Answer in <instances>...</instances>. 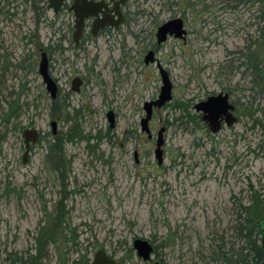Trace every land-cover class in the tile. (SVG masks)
Listing matches in <instances>:
<instances>
[{"label": "rangeland", "instance_id": "1", "mask_svg": "<svg viewBox=\"0 0 264 264\" xmlns=\"http://www.w3.org/2000/svg\"><path fill=\"white\" fill-rule=\"evenodd\" d=\"M0 1L6 7L0 14V264L34 249L45 207L55 210L61 198L63 186L45 154L54 137L51 121L59 133L71 122L51 116L52 99L38 72L40 49L51 37L57 42L52 74L86 134L65 145L72 164L69 236L75 235L81 253L92 259L102 248L123 264H148L133 248L142 237L158 246L159 256L149 264H217L213 250L221 236L236 239L233 225L251 187L264 192V87L254 85L248 67L251 52L264 66V0H128L124 25L88 34L79 49L71 36L60 41L66 8L56 17L48 0ZM173 17L184 18L188 36L155 48L174 90L172 101L154 112L150 139L140 121L145 101L158 97L162 81L157 64L144 57L157 44V28ZM75 76L84 79L79 93L71 90ZM225 89L239 116L233 127L212 134L201 121L176 120L181 112L170 104L187 101L195 113L200 99ZM10 102L18 107L9 118ZM163 126L164 159L158 164ZM28 127L40 130L42 139L24 163L22 133ZM43 264H59L53 248Z\"/></svg>", "mask_w": 264, "mask_h": 264}, {"label": "trees", "instance_id": "2", "mask_svg": "<svg viewBox=\"0 0 264 264\" xmlns=\"http://www.w3.org/2000/svg\"><path fill=\"white\" fill-rule=\"evenodd\" d=\"M248 67L255 72V78L252 80L254 85L264 87V66L254 52L249 55ZM14 104L13 102L9 103V110L6 114L9 118L14 115L16 107H18H15ZM170 105H173L176 111L181 112V115L176 120H183L184 117H187L189 122L198 124L201 121L199 115L191 112L187 101H176ZM68 108L66 98L62 99L60 96L51 103V116L61 117L65 122H71V126L66 132H61L58 136L47 140V151L45 154V160L49 164L51 171L55 173L57 180L63 186L60 190L61 198L57 202L55 210L49 212L45 207V218L40 220L34 236V249L11 254L9 256L10 264H43L44 260L49 256L51 248L54 249L59 264H69V260H72L73 256L75 257L72 260L73 264H86L91 260L88 253H81V248L75 235L69 236L72 224L66 201L69 197L67 180L72 171V164L67 156L65 145L68 142L85 138L86 134H84V130L78 121L77 111H75V115H71ZM6 115L4 121L9 119L6 118ZM0 139H4V136H0ZM263 218L264 192H258L251 187L249 200L246 204L239 206L233 225L236 239L229 242L221 236L219 243L213 250L214 256L211 261H216L217 264H261L264 260V255L260 243L259 221ZM151 243L153 244L152 241ZM154 248V255L158 258V246L154 245ZM130 250L132 251V248ZM76 254L77 256H75ZM159 261L163 264L161 259ZM147 263L149 264V262Z\"/></svg>", "mask_w": 264, "mask_h": 264}, {"label": "water", "instance_id": "3", "mask_svg": "<svg viewBox=\"0 0 264 264\" xmlns=\"http://www.w3.org/2000/svg\"><path fill=\"white\" fill-rule=\"evenodd\" d=\"M127 0H119L116 3V9L120 5H124ZM64 0H50L49 7L53 8L55 12H58L61 6L63 5ZM101 3H95L94 1L89 0H76L73 9L75 10L76 15V25L75 32L73 35L74 41L78 43L80 36L83 33L84 27V19L87 17H97L94 23V31H98L100 28H103L105 25H115L118 26L122 21V15L120 11H117L119 14L118 20H112L108 16H104V18H99V12L102 9ZM187 31L184 27V21L181 17L172 18L166 22H164L161 26H159L156 36L157 42L159 44L165 42L168 37L174 36L175 38L184 39ZM146 64L156 63L159 69L162 85L160 88V93L157 98L149 101H145L144 103V111L145 114L141 118L140 125L141 131L147 134L149 137H152L151 125L150 122L153 118L154 112L156 109L163 108L166 104L172 101L173 99V90L174 85L171 80L170 74L167 69H165L160 61L156 60V54L153 50H150L145 58ZM39 74L42 77L43 83L45 84L46 90L49 93L50 97L53 99L56 98L58 93V84L55 79L51 76L49 69V59L46 52H42L41 60L39 63ZM82 81L79 77H76L72 81V89L73 91L79 92L80 85ZM195 109L198 112H202L203 121L208 123L211 130L216 133L220 130L221 125V117L225 115L226 123L228 125H232L237 118L234 115L235 106L229 101V95L224 93H219L217 95H210L206 100L201 101L195 105ZM108 119L110 122V127H115V113L113 111H109ZM54 133L56 132V122H52ZM166 128L161 127L158 133V137L156 140V149L155 156L158 160L159 164L163 163L164 159V144H165V133ZM24 138L26 142V152L24 157L28 156V153L31 148V141H38L39 132L36 128L25 129ZM260 226V235H261V247L264 255V218L259 221ZM133 248L137 253V256L141 258L144 262H150L154 258V245L150 240L146 238H135L133 240ZM86 264H121L117 262L114 258H112L105 249H99L95 252L93 258L87 262ZM153 264H162L159 260H155ZM264 264V260L261 262Z\"/></svg>", "mask_w": 264, "mask_h": 264}, {"label": "flooded vegetation", "instance_id": "4", "mask_svg": "<svg viewBox=\"0 0 264 264\" xmlns=\"http://www.w3.org/2000/svg\"><path fill=\"white\" fill-rule=\"evenodd\" d=\"M2 1H4V0H2ZM6 1V0H5ZM8 1V0H7ZM89 1H94L95 3H101L102 5V9H101V11L99 12V18L100 19H102V18H104V16H108V18L110 17H112L111 19L112 20H118V18H119V14H117V11H120V13H121V15H122V21L119 23V25L118 26H115V25H105L103 28H100L98 31H94V23H95V20L97 19V17H92V16H90V17H87V18H85L84 19V27H83V33H82V35L80 36V39H79V41H78V43H76L75 41H74V38H73V35H74V32H75V25H76V15H75V10L73 9V7H74V5H75V2H76V0H64V3H63V5L61 6V8L59 9V11L58 12H55L54 11V9L53 8H50L49 7V2H50V0H48V8L50 9V10H53V12H54V14H55V16L57 17V16H59L61 13H62V11H64L65 10V8H66V12H67V14H68V20L64 23L63 22V26L62 27H60V31L62 32V37H64V38H62L60 41H65V40H69V42L70 43H73V45H74V48H76V49H79V48H81L82 47V45L85 43V38L86 37H88V34L90 35V36H92V37H97V36H100V35H102V34H104V33H106L107 31L109 32H111V30H118L122 25H124V23L126 22V20H127V18H128V14H127V12H126V9H125V6H126V3H127V1L125 2V4L124 5H120L119 7H118V10L116 9V3L117 2H119V0H89ZM236 1H238V3H240V2H242V1H245V0H236ZM1 4H2V2L0 1V6H1ZM6 6H7V3H6ZM6 8V7H5ZM5 8H1L0 7V14L2 13L1 11H3ZM233 8V7H232ZM6 10V9H5ZM173 18H176V17H173ZM182 18V17H181ZM262 18L264 19V14H263V16H262ZM170 19H172V18H170ZM169 19V20H170ZM183 19V21H184V27H185V29H186V31H187V34L185 35V38L184 39H181L183 42H186L187 41V36H188V30H187V28H186V26H185V20H184V18H182ZM168 21V20H167ZM163 24V23H162ZM161 24V25H162ZM50 25H52V27H55V31H56V22L55 21H53L52 20V22L50 23ZM160 25V26H161ZM67 27V29H63L64 27ZM159 28V27H158ZM158 28H157V30H158ZM63 29V30H62ZM156 33H157V31H156ZM67 35L68 36H71V38L69 39V37L66 39V37H67ZM155 36H156V34H155ZM261 36L264 38V25L261 27ZM28 37H29V39H28V43H32V36H31V34L30 35H28ZM27 37V38H28ZM170 38H175L174 36H170V37H168V39L165 41V42H167ZM175 39H179V38H175ZM165 42H163V43H165ZM156 46L154 47V49H149L148 50V52L150 51V50H153L154 52H155V54H156V49L155 48H158L159 47V45H161V44H163V43H161V44H159L158 42H157V36H156ZM60 46V45H59ZM63 45H61V48H63L62 47ZM69 48V47H68ZM57 50V42L56 43H54V38L53 37H51L50 38V40H49V42L46 44V46H44L43 48H41L40 49V60H41V55H42V52H46L47 53V56H48V59H49V69H50V73H51V76L55 79V81L57 82V84H58V93H57V96H56V98L55 99H53L52 97H51V99H52V102L53 101H56L57 100V98L60 96V98H61V89H60V86H59V83H58V80H57V78H55L54 76H53V74H52V71H51V59H52V53L54 52V51H56ZM255 51V50H254ZM148 52H147V54H148ZM146 54V55H147ZM146 55H145V57H144V62H145V58H146ZM158 58H157V56H156V60H157ZM40 60H39V63H40ZM159 60V59H158ZM146 63V62H145ZM38 70H39V65H38ZM39 72V71H38ZM76 77H79L80 79H81V81H82V83H81V85H80V91H81V89H82V86H83V84H84V79L81 77V76H75L74 78H73V80L76 78ZM42 78V77H41ZM72 80V81H73ZM46 88V87H45ZM71 90L73 91V89H72V82H71ZM47 91V90H46ZM79 91V92H80ZM76 92V91H75ZM78 92V93H79ZM219 93H224V94H228L229 95V101L235 106V110H234V115H235V117L237 118V120L232 124V125H228L227 123H226V117H225V115H223L222 117H221V127H220V130L218 131V132H216V133H214L212 130H211V128L209 127V125H208V123H206V122H204L203 121V114H202V112H198V111H196V109H195V105L197 104V103H199V102H201V101H204V100H206L210 95H217V94H219ZM67 96H64V98H66ZM64 98H62V99H64ZM66 103H67V98H66ZM196 104H194V106H193V108H194V111H195V113L197 114V115H199L200 116V120H201V122L203 123V125L205 126V128L208 130V132H211L212 134H218L224 127H233L238 121H239V116L237 115V107H236V105L234 104V102L232 101V99H231V94H230V92L227 90V89H225V90H221V91H219L218 93H213V94H209L208 96H206V97H204V98H202V99H200L198 102H197ZM67 105L70 107V104H68L67 103ZM108 114V113H107ZM107 118H108V116H107ZM109 120V119H108ZM53 121H55L56 122V132L54 133V130H53V126H52V122ZM64 121V120H63ZM109 124H110V122H109ZM151 125V124H150ZM51 127H52V134L54 135V137L55 136H58L60 133L58 132V123H57V121L56 120H52L51 121ZM163 127H165V126H163ZM31 128H35V127H28V128H25V129H31ZM166 128V130H167V127H165ZM25 129H24V131H25ZM37 129V128H36ZM38 130V129H37ZM165 130V131H166ZM24 131H23V133H24ZM151 131H152V129H151ZM38 132H39V136H38V141H36V142H32L31 141V143H30V145H31V148H30V151H29V153H28V156L25 158L24 157V155H23V162L24 163H26L27 162V160H28V158H29V155H30V153H31V150L33 149V147H34V145H36L37 143H39L40 142V140L42 139V135H41V132H40V130H38ZM23 133H22V136H23V140H24V145H25V152H26V142H25V138H24V135H23ZM158 133H159V131H158ZM148 136V135H147ZM157 137H158V134H157ZM148 138H150V139H153L154 137H153V132H152V137H149L148 136ZM25 152H24V154H25ZM137 153L135 154V156H136V160H138L137 159ZM159 164V163H158ZM260 243H261V241H260ZM112 258H114L115 260H116V258L112 255V254H110L109 252H107ZM117 261V260H116ZM117 262H119V261H117ZM121 263V262H120ZM122 264V263H121Z\"/></svg>", "mask_w": 264, "mask_h": 264}]
</instances>
